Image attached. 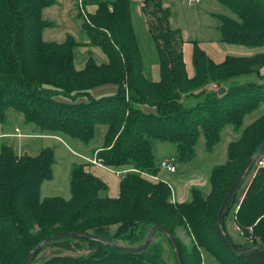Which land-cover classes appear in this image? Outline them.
<instances>
[{
  "label": "trees",
  "instance_id": "1",
  "mask_svg": "<svg viewBox=\"0 0 264 264\" xmlns=\"http://www.w3.org/2000/svg\"><path fill=\"white\" fill-rule=\"evenodd\" d=\"M54 1L0 0V124L7 122L11 110L40 134L67 136L85 144L93 140L97 126H104L102 146L95 156L105 167L121 172L119 193L107 194V184L85 168L90 162H74L70 197L41 198L43 181L53 177V148L45 146L30 155L18 153L13 144H2L0 264H21L40 240L65 231L138 246L155 224L173 235L183 264H203V251L221 264H264L247 258L249 254L230 253L216 231L222 200L264 139V113L243 127L244 118L264 102V0H216L235 14H215L220 40L258 50L246 56L226 55L216 62L193 42L190 77L179 30L170 26V9L162 0H141L159 81L145 72L132 0H82L83 7L96 6L94 13H86L88 21L79 12L83 33L107 61L98 63L89 53L81 69L75 66L79 43L73 38L62 43L42 39L47 22L41 10ZM210 83L223 86L225 92L218 95L207 89ZM106 85L115 91L93 94ZM226 126H231L235 139L227 145L226 159L212 166L208 193L192 188L189 201L171 202L166 182L142 174L158 175L159 142L172 143L176 161L185 163L195 157L201 135L211 152ZM128 169L133 170L122 172ZM248 176L241 199L237 201L240 188L224 216L225 221L231 213L242 238L248 237L241 244L229 238L235 248L264 243V166L255 162ZM179 227L192 237L190 250L175 234ZM158 234L173 251L167 235ZM155 238L156 234L137 253L93 239L64 238L86 243L88 253L57 254L39 262L36 255L30 264H163V246Z\"/></svg>",
  "mask_w": 264,
  "mask_h": 264
},
{
  "label": "rangeland",
  "instance_id": "2",
  "mask_svg": "<svg viewBox=\"0 0 264 264\" xmlns=\"http://www.w3.org/2000/svg\"><path fill=\"white\" fill-rule=\"evenodd\" d=\"M171 10H172L171 26L179 27L181 31L179 35H181L188 42H191V40H193L201 44V46L207 52L209 51L210 53L213 54L210 55L211 57L213 56L216 57V55H214L216 53L217 54L220 53V55L246 56L258 50L245 45L226 43L220 40V32L218 28H214L210 24V22H215L217 25L219 22L217 18H213L210 15V13L207 12L211 11L214 12L215 14H226L231 17H235V14L232 13L227 7H225L216 0H193L190 4L186 0H183V2L181 0H174V2L172 3ZM209 52L208 54H210ZM10 112L12 111L9 110L7 113L8 117H10L9 116V114H11ZM263 113H264V102L260 104L257 110H255L254 112H252L251 114L247 115L244 118L243 127L248 125L252 121V118L254 117L256 118ZM15 125L24 128L23 117L21 115L19 118H8L6 123L0 124V128L13 131V127ZM100 131L101 128L97 126L93 140H91L87 144H85L81 140L73 139L67 136H63V138L62 137L60 138H62L66 142L68 148H71L75 151H78L81 154L86 155L87 156L85 157L86 159L88 158L93 159L96 158L95 154L97 150L100 149L102 146L103 134H101ZM23 132L24 134H22L21 136H29V138H25V139L20 138L21 139L20 142L23 145H26L30 150H36V148L50 146L51 148H53L55 153V162L53 163V177L50 180L43 181L41 185V194H40L41 198L51 197V196H60L63 198H69L71 195L69 188V178H70V169L72 164L74 162L87 163L88 161L85 158H80L79 156L73 154L65 146V144H63L59 139L43 140L41 138H36V136H53V135L40 134V132L32 124L29 125V129H24ZM14 133H16V129ZM231 133H232L231 126H226L225 129L221 132V138L219 143L213 148L211 152H208L205 149L204 138L201 135L196 144L195 157L192 160L187 161L185 163L177 162V170L174 173H170L166 171H159V172L170 174L169 176L177 184H182L183 182L191 183L196 177V174L201 173L203 169L211 168L212 166L216 164H220L226 159L227 145L231 140L235 139L234 134ZM14 135L16 134H13V136ZM16 142L17 140L16 138H14L12 143H16ZM5 143H8V141H6ZM95 148L97 149L93 153V150ZM91 153L93 155H91ZM157 154L158 156H163V155L164 156L166 155L167 157H169V155L172 156L175 154V146L172 143L159 142L157 144ZM90 165H95V164L90 163ZM86 167L87 166H85V168ZM148 178L152 179L150 177ZM242 191L243 190L241 188L237 197V201L241 199ZM106 192H108V189ZM175 234L178 240L181 242V244H183L184 247L190 250L192 237L186 232V230L182 227H179L176 230ZM238 234L242 238V235L239 232ZM156 235L157 238H155V241H160L163 246L162 248V254L164 258L163 264H176L173 251L169 247L168 242L165 240V238L162 235L158 236L160 235L158 234V232L156 233ZM242 239H243L242 241H247L248 237H244ZM231 240L234 244L237 243L234 242L233 239ZM57 241L58 242L56 244H51L43 248L37 254L36 262H39L52 255H57V254L82 255L88 253L89 251V248L86 243L64 240V238ZM247 258H249V256H247ZM202 263L221 264L212 254L206 251L202 252Z\"/></svg>",
  "mask_w": 264,
  "mask_h": 264
},
{
  "label": "crops",
  "instance_id": "3",
  "mask_svg": "<svg viewBox=\"0 0 264 264\" xmlns=\"http://www.w3.org/2000/svg\"><path fill=\"white\" fill-rule=\"evenodd\" d=\"M133 1V7H132V14H133V23L135 32L139 41L140 47L143 49V61H144V68L145 72L151 77L153 81H159L160 78V70H159V64L158 59L154 51V45L146 31V25L144 21V16L142 14L141 10V0H132ZM183 2V0H181ZM163 5L168 7L171 11V15L169 18L170 26H171V19H172V3L174 0H162ZM210 2V1H209ZM82 3V0H55L52 4L45 6L41 10V18L47 22V25L42 30L41 36L44 41L47 42H56V43H62L64 42L68 37L73 38L74 41L79 43V46L76 49L75 52V66L77 69H81L85 65V60L88 57V54H92L94 59L98 62H106L107 57L106 55L101 51V49L97 46H91L88 44V39L83 33L82 27H81V19L79 18V4ZM85 11L87 14H92L95 12L96 6L94 4H86L84 6ZM210 13V15L213 18L215 17L214 12H207ZM211 26L214 28L218 27V24L216 25L215 22H210ZM172 27V26H171ZM179 30L180 34V28L179 27H172ZM181 41H182V51H183V60L185 63V68L187 71L188 76L193 75V67L191 63L192 59V49H193V41L188 42L186 39H184L180 35ZM198 43V42H197ZM198 45L204 49L201 44L198 43ZM205 50V49H204ZM206 51V50H205ZM209 52V51H208ZM206 51V53L208 54ZM210 53V52H209ZM250 53V52H249ZM251 54V53H250ZM213 55L212 53L208 54ZM216 57H211L214 61L220 62L224 59L226 55H220L214 54ZM115 91V87L112 85H106L101 86L93 90L94 95H101L106 93H113ZM10 117L8 118H19L20 115H16L13 112H10ZM17 116V117H16ZM24 128H21L19 126H14L13 131L6 130L3 128H0V147L2 144H4L6 141H8V144L15 145V148L18 153L26 152L30 155H35L38 153V151L41 148H36V150H30L26 145H23L20 142V138H29V136H18L17 134H24V129H29V125H24ZM101 128V134L104 135L105 133V127L102 125H99ZM15 129H17V132H15ZM13 134H16L13 136ZM16 138L17 142L12 143V141ZM36 138L41 139H52L56 140L59 139L65 146L66 142L60 138L59 136H36ZM73 154L79 156L80 158L87 157L84 154L79 153L78 151H75L71 148H68ZM97 148L93 150V153L96 151ZM91 155H93L91 153ZM170 156V155H169ZM264 156V154H263ZM160 159L167 157L159 156ZM86 159V158H85ZM212 168V167H211ZM211 168H205L202 170L201 173L196 174V177L191 183H182L177 184L174 182V180L169 176L168 173H158V177L167 183H169L174 192V200L177 202H186L191 199V190L192 188H198L203 193H208L210 189V183H209V176ZM87 170L94 173L96 176L100 177L105 183L107 181V194L111 197H116L119 193V181L120 178L115 173L110 171L108 168L98 166V165H87ZM104 172V173H103ZM107 172V174H106ZM106 174V175H103ZM106 177V178H105ZM171 178V179H169ZM110 179V181H109ZM106 180V181H105ZM248 180V181H247ZM246 182V184H245ZM243 185L241 186L242 190L245 189L247 186V182H249V176L245 180ZM244 187V189H243ZM243 193V192H242ZM224 232L225 234L231 239L234 240V242H237V244H241L243 239L238 234V229L235 224L234 218L232 214H229L226 216L224 221ZM232 241V240H231ZM249 259L255 260V261H264V251H257L250 253Z\"/></svg>",
  "mask_w": 264,
  "mask_h": 264
},
{
  "label": "water",
  "instance_id": "4",
  "mask_svg": "<svg viewBox=\"0 0 264 264\" xmlns=\"http://www.w3.org/2000/svg\"><path fill=\"white\" fill-rule=\"evenodd\" d=\"M218 95H221L225 92V88L223 86L218 87L216 90ZM264 152V139L261 142L258 149L255 151V153L250 157V159L247 161V163L244 165V167L241 169L237 177L235 178L234 182L232 183L231 187L229 188L228 192L226 193L224 199L221 202V205L218 210L217 214V223H216V231L221 238L222 242L224 243L225 247L228 249V251L235 255L240 254H250L253 252L264 250V243H257L254 245H250L247 247H241V248H235L232 246L229 237L225 234L223 230V221L224 216L227 211L228 205L232 198L236 195L237 191L241 188L243 185L245 179L247 178L248 174L250 173L251 168L255 164L256 160L262 153ZM161 231L162 233L167 235V238L170 242V245L173 248L174 255L176 257L177 264H183L182 257L180 253V249L178 247V244L173 237L171 233L162 225L155 224L146 233V236L144 238L143 243H141L138 246H124L120 245L116 242H113L107 238L101 237L96 234L87 233L83 231H75V232H60L55 235L46 237L42 240H40L36 247H34L32 250L28 252L26 257L24 258L23 262L21 264H30L32 259L41 251L44 246L50 242L57 241L63 238H87V239H93L100 241L101 243L108 245L109 247H112L114 249L123 251V252H131V253H137L142 250H144L150 243L153 236L158 232Z\"/></svg>",
  "mask_w": 264,
  "mask_h": 264
},
{
  "label": "built area",
  "instance_id": "5",
  "mask_svg": "<svg viewBox=\"0 0 264 264\" xmlns=\"http://www.w3.org/2000/svg\"><path fill=\"white\" fill-rule=\"evenodd\" d=\"M189 4L193 1V0H186ZM79 11L80 13L82 14L83 18L88 21V17H87V14H86V11H85V8L82 6V3L79 4ZM219 86H217L216 84L214 83H211V84H208L207 85V89H213V90H217ZM16 132H17V129H16ZM18 136H21V134H17ZM88 162L92 163V164H95V165H98V166H102V167H105L104 165H102L100 163V160L99 159H96V158H93V159H86ZM256 166H264V156H260L259 159L256 161ZM105 168H108V167H105ZM110 171H112L113 173H115L117 176L121 173L120 171H116V170H112L110 168H108ZM130 170H133V169H128V170H123L122 172H125V171H130ZM159 170L160 171H166V172H170V173H174L176 172L177 170V161H176V157L175 156H169V157H165V158H162L160 161H159ZM144 176L146 177H150L154 180H159V181H164L162 179H160L158 177V175H150V174H146V173H142ZM166 182V181H164ZM166 184L168 185L170 191H171V202H175L174 200V192H173V188L172 186L166 182ZM249 230H251V227H249ZM242 235V234H241Z\"/></svg>",
  "mask_w": 264,
  "mask_h": 264
}]
</instances>
